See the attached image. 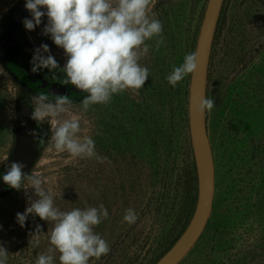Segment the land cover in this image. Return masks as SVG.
Instances as JSON below:
<instances>
[{"label":"rangeland","instance_id":"rangeland-1","mask_svg":"<svg viewBox=\"0 0 264 264\" xmlns=\"http://www.w3.org/2000/svg\"><path fill=\"white\" fill-rule=\"evenodd\" d=\"M207 3L151 0L149 14L162 23L164 42L157 48L159 37L146 41L149 52L139 61L149 69L145 85L87 111L83 98L72 101L62 118L79 117L77 135L95 144L96 156L88 158L52 147L54 126L32 119L33 97L5 66L19 52L31 61L41 44L64 66L63 49L42 34L47 17L27 31L22 21L31 15L25 0H0V170L5 174L18 162L24 174L38 173L61 211L107 209L94 232L110 252L88 264H155L192 218L198 180L188 121L191 74L174 88L166 77L195 51ZM206 96L215 99L206 113L215 167L213 208L179 264H264V0H223ZM2 177L0 245L8 251L6 264H35L38 255L48 254L52 225L30 215L21 227L16 214L37 197L32 189L10 188ZM129 208L138 217L135 223L123 220ZM36 225L42 233L33 237ZM53 255V264H59V253Z\"/></svg>","mask_w":264,"mask_h":264},{"label":"clouds","instance_id":"clouds-1","mask_svg":"<svg viewBox=\"0 0 264 264\" xmlns=\"http://www.w3.org/2000/svg\"><path fill=\"white\" fill-rule=\"evenodd\" d=\"M150 4L151 0H25V9L31 15L22 21L25 29L33 31L46 16L42 34L49 36L67 57L61 68L49 46L41 44L33 51L31 71L60 69L65 73L64 85L71 84L88 93L80 102L85 111L93 104L108 103L114 94L141 89L149 78V69L139 63L149 52L146 41L159 37L157 48L164 42L163 25L149 14ZM197 68L198 52L187 53L183 63L174 66L166 77L167 82L174 88L186 76L194 75ZM32 99V119L49 120L54 126L50 141L56 151H67L73 157L96 156L94 141L77 135L81 131L79 117L62 118L72 103L68 96H55L50 101L47 94H39ZM191 102L199 115L215 106V99L206 95L198 94ZM23 168V164L13 162L2 179L12 189H32L37 197L29 198L25 211L16 214L21 227L30 215L52 225L46 234L51 245L48 254L38 255L35 264H53V253H59V264H88L90 258L98 260L107 255L110 246L94 232L95 226L107 219V209L100 205L61 211L54 206L43 178L38 173L24 174ZM25 181L28 187L24 186ZM137 218L129 208L123 220L131 224ZM40 233L41 225H36L32 236ZM7 259L8 251L0 245V264H6Z\"/></svg>","mask_w":264,"mask_h":264},{"label":"water","instance_id":"water-1","mask_svg":"<svg viewBox=\"0 0 264 264\" xmlns=\"http://www.w3.org/2000/svg\"><path fill=\"white\" fill-rule=\"evenodd\" d=\"M222 5L223 0H208L195 49L198 52V68L190 79L188 121L198 180L195 210L183 234L155 264H179L202 235L212 212L215 193L213 151L206 114H197L191 101L198 94L206 95L209 62Z\"/></svg>","mask_w":264,"mask_h":264},{"label":"trees","instance_id":"trees-1","mask_svg":"<svg viewBox=\"0 0 264 264\" xmlns=\"http://www.w3.org/2000/svg\"><path fill=\"white\" fill-rule=\"evenodd\" d=\"M5 66L15 79L28 90L32 97L39 94H47L48 99L54 101L55 96L66 95L71 101H75L88 95L86 92L78 91L71 84L64 85L63 81L66 77L65 73L62 71L58 72L41 69L33 73L31 71V61L27 59L23 52H19L16 56L11 57L10 60L5 63ZM60 88L63 89V92L57 93L55 90H60ZM191 153L193 155V150ZM194 165L195 163L193 164L192 162V167H194ZM2 173L3 171L0 170V178L2 177Z\"/></svg>","mask_w":264,"mask_h":264},{"label":"flooded vegetation","instance_id":"flooded-vegetation-1","mask_svg":"<svg viewBox=\"0 0 264 264\" xmlns=\"http://www.w3.org/2000/svg\"><path fill=\"white\" fill-rule=\"evenodd\" d=\"M78 90V89H77ZM78 91H80V90H78ZM62 92H63V89H62ZM4 175V173H2V176ZM1 179V178H0Z\"/></svg>","mask_w":264,"mask_h":264}]
</instances>
